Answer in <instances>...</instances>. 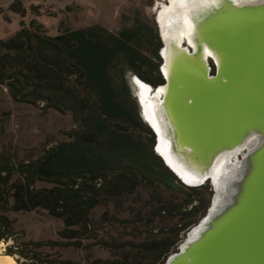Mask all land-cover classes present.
<instances>
[{"label":"trees","instance_id":"obj_1","mask_svg":"<svg viewBox=\"0 0 264 264\" xmlns=\"http://www.w3.org/2000/svg\"><path fill=\"white\" fill-rule=\"evenodd\" d=\"M12 7L19 29L0 42V88L16 104L71 117L75 128L67 142L33 150L23 159L0 154V244L6 245L5 256L17 264H77L59 252L79 250L83 241L92 240L100 230L95 229L94 210L112 206L130 216L124 205L147 194V210L130 216L132 224L157 223L159 233L138 244L99 239L95 246L115 259L125 248L156 252L164 264L203 218L212 193L207 185L182 186L153 154L155 137L142 122L128 86V75L153 88L163 84L156 30L132 13L118 31L98 25L64 31L60 26L51 37L36 21L43 6L17 0ZM34 212L61 222L57 241H27L16 230L10 215Z\"/></svg>","mask_w":264,"mask_h":264},{"label":"water","instance_id":"obj_2","mask_svg":"<svg viewBox=\"0 0 264 264\" xmlns=\"http://www.w3.org/2000/svg\"><path fill=\"white\" fill-rule=\"evenodd\" d=\"M156 88L128 75L153 154L210 204L164 264H264V0H162Z\"/></svg>","mask_w":264,"mask_h":264},{"label":"rangeland","instance_id":"obj_3","mask_svg":"<svg viewBox=\"0 0 264 264\" xmlns=\"http://www.w3.org/2000/svg\"><path fill=\"white\" fill-rule=\"evenodd\" d=\"M16 1L0 0V42L9 41L19 29V17L12 11L14 7L12 5ZM30 2L43 6L42 16L36 21L51 37L56 36L60 26L64 31L93 25L112 32L118 31L123 25L122 20L126 22L135 8L143 4L142 0H30ZM159 2L160 0H148L142 8ZM74 128L71 117L61 116L54 111L42 114L39 108L16 104L7 91L0 88V154L23 159L33 150L40 151L46 145L67 142L68 133ZM147 197V194H141L140 199H130L131 202L124 205L130 210V216L135 215L138 210H147ZM104 215H107V219H102ZM130 216L112 206L107 209H95L92 219L96 224L95 229L100 230L92 235L91 241H83L81 249H65L59 254L64 260L77 264H120V262L121 264H159L162 257L156 252L147 254L138 249L125 248L115 259L102 247L95 246L99 239L114 240L118 245L128 242L138 244L152 240L151 236H155L161 230L157 223L152 227L145 225L148 224L146 222L139 223L143 225L132 224ZM10 219L15 221L16 230L24 234L27 241L32 242H55L58 240L57 233L63 229L61 222L50 219L43 212L27 215L11 214ZM5 248L6 245L1 244L0 255L8 257L5 256ZM43 252L52 255L55 253L51 249H45Z\"/></svg>","mask_w":264,"mask_h":264},{"label":"flooded vegetation","instance_id":"obj_4","mask_svg":"<svg viewBox=\"0 0 264 264\" xmlns=\"http://www.w3.org/2000/svg\"><path fill=\"white\" fill-rule=\"evenodd\" d=\"M143 4H141L137 9L133 11V14L138 16L139 19H141L143 22L150 24L157 32L158 35V29L155 23V10L159 7V5L162 3L160 0L159 3H154L150 7L142 8L144 5H146L148 0H142Z\"/></svg>","mask_w":264,"mask_h":264},{"label":"bare ground","instance_id":"obj_5","mask_svg":"<svg viewBox=\"0 0 264 264\" xmlns=\"http://www.w3.org/2000/svg\"><path fill=\"white\" fill-rule=\"evenodd\" d=\"M0 248H1V244H0ZM0 264H16V263L14 259L0 255Z\"/></svg>","mask_w":264,"mask_h":264}]
</instances>
